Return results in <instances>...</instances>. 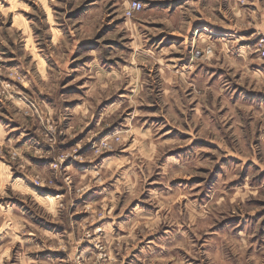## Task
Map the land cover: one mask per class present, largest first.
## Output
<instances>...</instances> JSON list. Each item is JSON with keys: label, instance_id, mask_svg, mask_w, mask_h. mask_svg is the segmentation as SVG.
Here are the masks:
<instances>
[{"label": "clouds", "instance_id": "clouds-1", "mask_svg": "<svg viewBox=\"0 0 264 264\" xmlns=\"http://www.w3.org/2000/svg\"><path fill=\"white\" fill-rule=\"evenodd\" d=\"M28 2L36 19L19 11H31L25 0H0V44L20 61L0 75L28 89L0 81V106L47 150L13 148L28 132L6 140L15 129L0 122V155L60 192L37 206L5 168L0 243L14 252L0 264H33L29 253L49 246L63 252L53 264H264V204L253 202L264 201V0H62V12L49 7L58 0ZM82 4L90 10L71 19ZM10 16L17 25L7 27ZM69 85L80 94L66 95ZM96 115L95 130L67 148ZM93 137L94 151L80 155ZM85 160L96 161L91 171ZM12 197L62 230H34Z\"/></svg>", "mask_w": 264, "mask_h": 264}, {"label": "rangeland", "instance_id": "rangeland-1", "mask_svg": "<svg viewBox=\"0 0 264 264\" xmlns=\"http://www.w3.org/2000/svg\"><path fill=\"white\" fill-rule=\"evenodd\" d=\"M27 3V8L31 9V11L27 9H19V11L22 13V15L25 18L28 19H36L35 15V9L37 7L35 2H28V0H25ZM62 2V0H58L57 4H51L49 7L55 11V12H62L63 8L59 6V4ZM90 10V5L88 4H82L78 8L74 9L72 13L69 14V17L73 20H79L81 16L85 15L87 11ZM44 15H47V12H44ZM220 18L224 19L223 14L220 13ZM17 25V19L16 17L10 16V18L7 21V27H13ZM217 27H222V25H217ZM9 45L12 44V41L9 40ZM25 47H27V43L25 42ZM0 52H3L4 55L7 57V59L0 61V67H3L4 69H15L18 67L20 64L19 59L16 58V53L14 51H10L8 47H6L3 44H0ZM30 59V57H29ZM47 63V61H45ZM22 75H26V71L21 69L20 70ZM0 81L4 83H8L10 85H15L16 87H19L22 91L27 92L28 89L24 87L23 84H21L19 81L14 80L10 75H0ZM253 93H257L256 89H251ZM66 95L72 96V95H79L80 94V89L76 88L74 85H69L68 89L65 91ZM46 94L45 93H40V97L43 98ZM66 104H71L73 108L77 107L79 105V102H74V101H66ZM0 112H3L4 115L0 116V122L8 125L9 127L15 129L14 132H10L8 137H6V140L8 139H15L16 137L20 136L21 131H26L28 132L27 135H25L22 139L17 140L15 144H13V148H22L25 146H31V147H36L37 151H46L47 148L42 146L43 142H40V145H33L30 137H36L35 132H30V130H25L20 127V122L15 119H7V117L10 115L8 113V109L6 107L0 106ZM95 123L89 125L85 129V131L81 134H79L77 137H74L72 141H69L67 144V148L73 147L75 143H79L80 140H84L88 134H90L92 131L95 130V128L99 124V115H96L93 117ZM171 127V126H170ZM110 129L112 131H110ZM115 131V125H109L108 128H105L103 130V134L100 136V139H104L108 136H111L113 132ZM178 131V130H177ZM256 137H259V132L256 133ZM181 138H187V133L182 134ZM38 140L39 138L36 137ZM99 141L97 140L96 137H93L92 141H89L83 146V149L80 151V155L82 156H88L94 151L91 146L94 143H98ZM260 141L258 138H254L252 140V145L257 146L259 145ZM204 147H210L213 150L217 149L219 147L218 144H214L213 141H205V143L202 145ZM119 150H112L106 153H102L101 157H98L97 160L103 162L104 159H116L117 154ZM28 156L30 157V161L33 164L34 167L37 168V170L42 169L43 167L46 166V161L49 159L44 156H37L32 153H29ZM77 163H82L84 165L83 171H91L92 170V165L96 163V161L93 162H88V161H77ZM250 164H252V161H249ZM8 168L9 171H12V177L11 179H16L18 177L23 178L26 181V184L24 185L25 187L29 188L32 193H34V196L36 198V204L37 206H42L43 203L46 200L52 199L54 196L58 195L60 192V189L58 188H53L49 185L47 187H39L35 186V178H32L28 175H26L23 171H21L19 168H16L15 170L12 169L10 162L8 164H5L4 161V156L0 155V182L3 181L5 178V168ZM255 168H259L258 164L254 165ZM259 182H264V172H262L259 176ZM10 199L17 200L20 205H23L24 209H27V214L25 215V219L28 220L29 224L33 227L34 230H39L41 233H50L52 235H58L59 231L62 230V225H59L56 223V221L52 219H46L44 216L40 215L38 212H36L29 204L24 203L22 199H19L18 197H12ZM95 199V194L89 190L88 193H85V198H82V204L86 205L90 202H92ZM254 203L257 204H264V201H253ZM88 213H80L79 217L81 220L87 218ZM260 215H264V211L257 213L256 217L259 218ZM5 220L2 215H0V225L4 224ZM264 223V222H262ZM29 235L34 236V231L30 232ZM37 241L40 244H43L44 241L40 239V237H35ZM3 243H7V240L3 241ZM3 243H0V258H3L5 255V252H8V255H12L14 252V249L12 250H7L4 246ZM29 256L31 260L33 261V264H53L55 261H59L63 258V252L60 249H54L52 247H47V248H40L37 249L36 251H32L29 253Z\"/></svg>", "mask_w": 264, "mask_h": 264}, {"label": "built area", "instance_id": "built-area-1", "mask_svg": "<svg viewBox=\"0 0 264 264\" xmlns=\"http://www.w3.org/2000/svg\"><path fill=\"white\" fill-rule=\"evenodd\" d=\"M91 148L94 150V148H93L92 146H91ZM35 183H36L35 186H39V187H47L46 184H44V183H38L37 180H35Z\"/></svg>", "mask_w": 264, "mask_h": 264}]
</instances>
